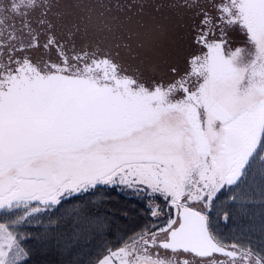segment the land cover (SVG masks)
<instances>
[{
	"label": "snow or ice",
	"instance_id": "snow-or-ice-1",
	"mask_svg": "<svg viewBox=\"0 0 264 264\" xmlns=\"http://www.w3.org/2000/svg\"><path fill=\"white\" fill-rule=\"evenodd\" d=\"M0 264H264V0H0Z\"/></svg>",
	"mask_w": 264,
	"mask_h": 264
},
{
	"label": "trees",
	"instance_id": "trees-1",
	"mask_svg": "<svg viewBox=\"0 0 264 264\" xmlns=\"http://www.w3.org/2000/svg\"><path fill=\"white\" fill-rule=\"evenodd\" d=\"M227 196H231L232 193H227ZM111 197L115 198V200L120 201V203H127L129 207L136 206L135 212H129L128 217H123L122 213L128 211V208L120 207L117 203H109L105 207L106 211H104L102 214L106 216H114V221L118 220L119 225H117L114 221L109 223V233L112 237H115L117 232H123L125 235L130 234L131 232H134L138 230L139 227L143 226L145 223H151L153 221L147 220L145 216L142 214L140 209L142 208V202L136 200V199H126L123 195L116 196V193H111ZM225 196L222 195L220 197L221 200H225ZM146 203V202H143ZM223 211H227L230 213L229 220L225 223L223 219H221V226L224 228L226 233L231 234L233 231L237 235H239L241 232H245L250 225L251 220V211L250 210L248 214L245 213L243 210V207L240 204H232V203H226ZM221 217H223V212L221 213ZM38 219H42L41 217H38ZM41 229L37 228L35 224L25 226L24 228L20 229L22 232L26 233H32V237L28 238L27 243L28 246H32L35 243V236ZM257 240L259 237H256ZM89 246L83 245V254L82 258L87 261L90 255H94L95 252L89 253L88 251Z\"/></svg>",
	"mask_w": 264,
	"mask_h": 264
},
{
	"label": "rangeland",
	"instance_id": "rangeland-1",
	"mask_svg": "<svg viewBox=\"0 0 264 264\" xmlns=\"http://www.w3.org/2000/svg\"><path fill=\"white\" fill-rule=\"evenodd\" d=\"M75 39L77 40V42H82V38L79 36H77ZM121 56L130 64H134L138 61V58H133V57H131L128 54L123 53V52L121 53Z\"/></svg>",
	"mask_w": 264,
	"mask_h": 264
}]
</instances>
